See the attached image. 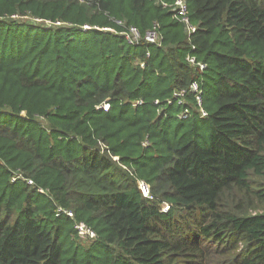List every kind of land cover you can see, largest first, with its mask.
I'll use <instances>...</instances> for the list:
<instances>
[{"label":"trees","instance_id":"16d2710c","mask_svg":"<svg viewBox=\"0 0 264 264\" xmlns=\"http://www.w3.org/2000/svg\"><path fill=\"white\" fill-rule=\"evenodd\" d=\"M184 1L0 0V264H264V0Z\"/></svg>","mask_w":264,"mask_h":264},{"label":"built area","instance_id":"2783aa9c","mask_svg":"<svg viewBox=\"0 0 264 264\" xmlns=\"http://www.w3.org/2000/svg\"><path fill=\"white\" fill-rule=\"evenodd\" d=\"M161 3L163 7H169L172 10V16L178 20L184 23L185 25V30L187 34L189 35L195 30V26L190 22L188 18V9L186 2L184 0H173L172 2H167L164 0H157ZM36 20H39L36 18ZM115 22L122 26L120 32L122 33L123 38L129 43V44H134L140 41V39H144L146 42L150 44H159L161 40V34L158 31V24H154L151 28L147 29L143 34L140 32V30L135 26V25H124L121 21L115 20ZM59 24V21H55V24ZM98 28L101 30H109L112 31L113 28L110 26H103V27H94ZM148 53V52H147ZM187 62L194 66L195 68L197 67L198 70L202 71L205 69L206 64L204 62L198 61L194 56L192 55H187L186 56ZM143 64V63H141ZM201 91H202V86H201V81H197V79L192 80L187 87H182L180 89H175L172 92V98H167L166 103H170L171 100H175L176 103L183 104L186 101V95L193 94L195 100H196V105L198 108V111L200 112V115H206V111L202 107V101H201ZM157 100H154V103H157ZM135 103L140 104L141 100L138 99L136 102H133L132 105H135ZM188 109H183L181 112L178 113L179 117H186L188 115ZM137 184L138 187L140 188V191L143 196L151 198L150 194V187L149 184L144 181L143 179H137ZM168 208V204L164 202L162 206V210L165 211ZM66 215L67 217H73V213L71 210L66 209L62 206H57L56 207V215ZM73 227L76 231L77 234L79 235H88V236H94V230L85 224L82 221H76L73 223Z\"/></svg>","mask_w":264,"mask_h":264},{"label":"rangeland","instance_id":"374dc122","mask_svg":"<svg viewBox=\"0 0 264 264\" xmlns=\"http://www.w3.org/2000/svg\"><path fill=\"white\" fill-rule=\"evenodd\" d=\"M26 107L27 110H29L32 114L33 117H29V120L33 123V120L36 119V116H37V112L34 111V109L32 108V105H31V102L27 101L26 104L24 105ZM34 112H36V115H34ZM22 114H24V111L21 112ZM43 125H46V123L43 121L42 123ZM0 151H4L3 154H0V157L2 159H5V157L7 158V155H5V149L3 147L0 146ZM15 175V174H14ZM29 183H32L31 180H28ZM42 189L41 188H38V191H41ZM41 195L40 194H37V193H33L32 194V199L34 200V203H39L40 205H42V207H44L45 205L42 203L41 201ZM57 206H60L58 204H56V207ZM63 207V206H62ZM73 213V212H72ZM55 215H56V209H55ZM69 220L71 221L72 223V226H73V223L76 222V221H80V220H77L74 215L73 217H70ZM73 220V221H72ZM59 221L62 223L63 225V228L60 230V236H62L61 238L63 239V242L67 240V231H69L68 227H67V224H68V221L66 220H63V219H59ZM82 222H84L83 220H81ZM85 223V222H84ZM86 224V223H85ZM88 225V224H87ZM89 226V225H88ZM74 230V229H73ZM95 233V231H94ZM73 236L80 242H82L83 239H86L87 236H82V235H79L75 232H73ZM72 252H73V249L72 248H66L65 250V255L66 256H71L72 255Z\"/></svg>","mask_w":264,"mask_h":264}]
</instances>
